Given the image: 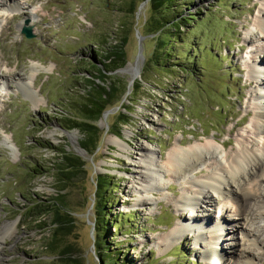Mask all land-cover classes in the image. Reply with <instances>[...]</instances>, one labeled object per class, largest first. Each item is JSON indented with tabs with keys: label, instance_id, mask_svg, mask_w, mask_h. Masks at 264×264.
<instances>
[{
	"label": "rangeland",
	"instance_id": "1",
	"mask_svg": "<svg viewBox=\"0 0 264 264\" xmlns=\"http://www.w3.org/2000/svg\"><path fill=\"white\" fill-rule=\"evenodd\" d=\"M10 1H19L20 8L8 15L0 10V84L8 74L25 77L26 83L31 76L36 93L32 96L13 82L9 90H0V264H52L51 260L58 257L45 248L50 215L38 216L31 205L33 200L48 201L56 195L55 178L47 167L60 148L81 156L87 170L80 182L63 190L74 216L71 232L65 237L73 244L66 256L80 258L82 264H106L100 263L94 247L92 206L93 177L109 173L114 197L108 216L118 212L122 216L117 217L118 226H108L106 245L112 255H117L118 264H204V242L191 230L168 245L163 241L175 223L196 213L201 215L198 206L185 213L174 205L186 191L188 179L164 172L161 185H156L152 194L142 190L141 150L142 146L152 150L154 159L163 165L175 142L186 147L212 136L218 143L230 140L231 144L220 148V155L224 150L232 151L236 140L258 149L263 145L264 138L255 133L252 122L254 112L260 106L264 109V33L255 24L257 15H264V0H176L175 14L183 11L195 19L174 33V53L163 65L148 59L155 40L151 39L154 34L141 27L146 1L140 8L139 4L134 25L132 17L128 18L132 27H128L124 48L127 62L122 66L138 61L139 71L129 91L98 120L102 136L92 155L80 150L81 133L66 128L64 116L76 114L74 101L88 89L84 78L91 77V63H99L97 51L104 49L98 45V38L107 44L117 41L113 31L125 20L120 11L123 0ZM26 16L33 37H26L18 28ZM138 29L147 37L140 40ZM145 38L149 39L143 46ZM140 44L142 58H138ZM256 61L261 62L257 67L263 72L253 75L250 65ZM106 74L116 76L118 89L131 79L129 69ZM261 95L262 99L258 97ZM117 112H127L131 117L120 131ZM115 136L119 139L109 140ZM4 140L13 142L11 149ZM32 166L40 173L32 172ZM196 171L190 174L191 179L200 177ZM215 202L220 203L218 199ZM201 205L215 219L216 213ZM41 220L46 225L39 226ZM254 222L251 228L264 224L261 219ZM5 224L10 228L5 230ZM232 226L233 233L217 231L225 259L215 264H234L233 247L242 235ZM261 236V248L252 251L253 256L246 259L249 263L264 264V234Z\"/></svg>",
	"mask_w": 264,
	"mask_h": 264
},
{
	"label": "bare ground",
	"instance_id": "2",
	"mask_svg": "<svg viewBox=\"0 0 264 264\" xmlns=\"http://www.w3.org/2000/svg\"><path fill=\"white\" fill-rule=\"evenodd\" d=\"M1 1L4 2L0 3V10L5 15H8L11 10H19L20 8L19 1ZM29 16L32 18L31 14ZM255 24L259 31L264 33L263 14L257 15ZM257 64L260 65L261 62L256 61L250 65V72L253 75L263 72L260 67H257ZM32 69L36 71L37 67L33 66ZM128 69L130 80L133 81V69L129 66ZM11 82L24 86L23 89L35 96L36 92L32 90L33 79L31 76L26 83L25 77L8 74L4 76L0 90H9ZM258 97L262 99L263 95ZM36 100L35 97L33 101ZM253 117L252 125L255 133L264 138V109L260 106L259 110L254 112ZM238 124L239 122H236V125ZM216 138V136H212L211 139L205 140L203 143H194L186 147L182 146L181 142H175L166 154L163 165L158 164L154 159L152 150L142 146L140 159L143 164L139 173L140 188L152 194L155 186L161 185V175L164 172H167L170 177L188 179L186 191L174 200V205L180 210H186L185 207H190L192 211H195L198 206L201 215L196 213L194 214L195 218L193 215L188 220L184 219L185 221L182 220L181 223H175L164 235V243L168 245V242H174L176 238H180L186 233V228L189 227L190 230L195 229V235L204 243H211L212 248L215 249L216 245H219L221 233H233L232 225H234L242 235L241 239L243 240H237V247H233L232 252L234 255L236 254L234 264H254L249 263L246 259L253 256L254 252L252 251L261 248L260 237L264 234V224L260 228L250 227L257 219L263 220L264 223V189L262 188L264 187V142L258 149L243 140H236L234 145L232 144L235 146L234 149L232 147V151L221 149L223 155H220V148L231 144V141L222 140L218 143L215 142ZM117 139L119 138L115 136L109 140ZM4 143L8 148H12L13 142L4 140ZM195 170L200 173V177L191 179L189 176ZM217 199L220 203L215 202ZM201 203L216 213L215 219L210 218L211 213L205 212L207 208H203ZM215 206H217L216 210H214ZM208 219L214 222L210 224ZM201 223L204 225H200ZM9 228L10 224L4 225L5 230ZM217 231L221 233L218 235ZM217 251L220 255V261L224 260L221 247ZM202 256L204 258L209 256L207 250L203 251ZM214 258L217 259L216 256Z\"/></svg>",
	"mask_w": 264,
	"mask_h": 264
},
{
	"label": "trees",
	"instance_id": "3",
	"mask_svg": "<svg viewBox=\"0 0 264 264\" xmlns=\"http://www.w3.org/2000/svg\"><path fill=\"white\" fill-rule=\"evenodd\" d=\"M146 1V13L141 17V27L148 34H154L155 46L148 56L149 61L155 65H163L174 53V46L172 44L174 33H179L180 26H187L194 21V15H184L183 11L175 14L178 7L174 4L176 0H123L120 11L125 15V20L116 24V31H113L116 42H102L98 38V45H104L102 52L97 51L100 56L99 63H91L92 72L91 77H85L88 83V89L84 93L79 94L75 99L76 114L65 115L64 123L68 129L76 128L81 133L79 145L90 155L99 147V142L102 136V129L98 125V120L103 117V113L113 108L127 92V83L123 84L121 89L115 86L116 76L113 74H106L112 72L119 67H122L127 62L125 55V44L127 43L128 27H132V21H129V16L133 19V25L136 21L135 13L140 3ZM171 12V13H170ZM173 12V13H172ZM190 13V12H189ZM139 30V29H138ZM139 34L145 36V33ZM143 40V46L145 41ZM106 44V45H105ZM101 64V66H100ZM108 83H106V81ZM138 86L137 82L134 85ZM133 86V87H134ZM131 100V99H130ZM126 107V105H124ZM127 112L129 108L126 107ZM127 112H117L116 116L119 118V131L122 125L129 122L130 118ZM117 134V131H113ZM39 167L40 164H38ZM37 165V166H38ZM48 170L55 178V187L57 189L56 195L49 198L48 201L33 200L31 210L38 216L41 214H49L50 235L45 242V248L50 253L58 254L55 260H51L52 264H82L80 258H69L68 252L71 250L73 244H69L65 237L70 234L74 216L69 208V202L66 200V191L70 184L80 182L86 170V162L81 156L67 151L64 148L59 149V154L49 165ZM32 172L40 173L38 168L32 166ZM46 171V170H44ZM95 182L94 202L92 209L94 210V225L96 227V239L94 247L97 251V257L100 263L118 264L119 259L117 255H112L109 251V245H106V240L109 238L110 224L118 226L117 217L122 216L120 212L113 215L111 218L108 214L111 211L109 206L113 197L111 176L109 173L97 174L93 177ZM83 199H86L85 196ZM116 220V221H115ZM45 220L39 221L38 225L43 226ZM48 224V223H47ZM39 261H43L42 258Z\"/></svg>",
	"mask_w": 264,
	"mask_h": 264
},
{
	"label": "water",
	"instance_id": "4",
	"mask_svg": "<svg viewBox=\"0 0 264 264\" xmlns=\"http://www.w3.org/2000/svg\"><path fill=\"white\" fill-rule=\"evenodd\" d=\"M144 3H145V1L142 2V3H140L139 8H140L141 4H144ZM21 21H22V22H21L20 26H18L20 32H22L26 37H33V36H34V33L32 32V25L30 24V21H29L28 16L24 17ZM138 37H139V39L141 40L144 36H143V35H140V36H138ZM139 52H140V53H139L138 58H139V57L142 58V56H141V55H142V46H141V44H140ZM128 66L131 67V68L133 69V77L135 78L136 75H137V73H138V71H139V68H138V61L135 62V65H128ZM128 66H126V67H120V68H118V69H116V70L126 71L127 68H128ZM131 83H132L131 80H129L128 83H127V92L129 91V87H130ZM108 111H109V110L105 111V112L103 113V116H105V114H106ZM80 150H84V149H80ZM84 151H85V150H84ZM80 153H81V152H80Z\"/></svg>",
	"mask_w": 264,
	"mask_h": 264
}]
</instances>
